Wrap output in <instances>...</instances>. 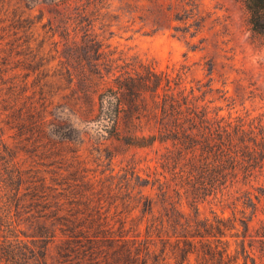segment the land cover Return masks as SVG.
Returning a JSON list of instances; mask_svg holds the SVG:
<instances>
[{"label": "trees", "instance_id": "16d2710c", "mask_svg": "<svg viewBox=\"0 0 264 264\" xmlns=\"http://www.w3.org/2000/svg\"><path fill=\"white\" fill-rule=\"evenodd\" d=\"M242 3L264 43V0ZM35 6L55 14L63 59L50 71L19 37L0 42V264H261V119L222 114L210 83L183 84L185 66L110 49L94 31L110 0H0V22L17 36ZM192 10L173 15L174 35L200 31ZM85 152L108 172L90 174ZM203 202L229 214L203 216Z\"/></svg>", "mask_w": 264, "mask_h": 264}, {"label": "rangeland", "instance_id": "374dc122", "mask_svg": "<svg viewBox=\"0 0 264 264\" xmlns=\"http://www.w3.org/2000/svg\"><path fill=\"white\" fill-rule=\"evenodd\" d=\"M187 2L188 5H184ZM39 7L27 11L29 20L39 18V21L34 26L22 28L17 36L12 34L8 21L0 22V42L3 44L19 37L18 42L27 54L32 58L40 52L50 62L47 69L53 71L59 69V60L63 59L62 46L56 48L54 45V41L59 40L57 31L53 36L55 28L47 24L55 14L48 12L46 7L40 12ZM182 8L188 11L192 8L195 14L188 18V24L197 16L203 18V25L194 37H190L194 27L185 37H178L180 32L174 35L175 26H184L173 19L176 12L183 13ZM94 31L117 53L153 59L159 69L169 71L185 66L183 84L189 88L210 83L212 92L207 93L205 99L213 100L212 105L221 106L222 114L248 113L264 124V43L250 30L242 0H110L108 13L102 22L95 23ZM191 44H196L197 49L190 50ZM208 61L214 63L211 74L205 65ZM206 88L202 87V90ZM217 89L226 91V96L234 99L233 107L218 99L220 92ZM82 157L90 174L108 172L104 156L85 152ZM119 160L120 157L114 159V172L125 163L120 164ZM183 208L188 210L185 204ZM222 210L223 215L229 214L221 204H199L203 216Z\"/></svg>", "mask_w": 264, "mask_h": 264}]
</instances>
